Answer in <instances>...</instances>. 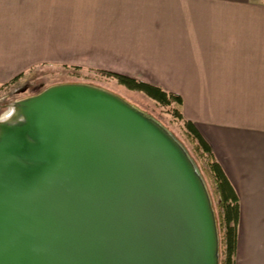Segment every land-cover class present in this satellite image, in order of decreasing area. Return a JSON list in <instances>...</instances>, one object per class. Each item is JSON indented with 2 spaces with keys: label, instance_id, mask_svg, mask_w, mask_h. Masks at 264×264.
I'll list each match as a JSON object with an SVG mask.
<instances>
[{
  "label": "water",
  "instance_id": "95a60500",
  "mask_svg": "<svg viewBox=\"0 0 264 264\" xmlns=\"http://www.w3.org/2000/svg\"><path fill=\"white\" fill-rule=\"evenodd\" d=\"M0 123V264H218L202 180L170 134L84 84Z\"/></svg>",
  "mask_w": 264,
  "mask_h": 264
},
{
  "label": "crops",
  "instance_id": "0c3cea01",
  "mask_svg": "<svg viewBox=\"0 0 264 264\" xmlns=\"http://www.w3.org/2000/svg\"><path fill=\"white\" fill-rule=\"evenodd\" d=\"M38 66L178 95L238 197L234 264H264L263 0H0V86Z\"/></svg>",
  "mask_w": 264,
  "mask_h": 264
},
{
  "label": "rangeland",
  "instance_id": "374dc122",
  "mask_svg": "<svg viewBox=\"0 0 264 264\" xmlns=\"http://www.w3.org/2000/svg\"><path fill=\"white\" fill-rule=\"evenodd\" d=\"M61 84H84L108 91L145 113L165 129L184 151L202 180L218 234L219 195L216 192L215 182L208 167V159L198 148L194 138L187 132L182 121L175 116L174 109H177L176 106H160L143 93L132 91L118 84L114 79L107 78L92 70L38 66L23 75H19L13 82L0 86V118L17 102L35 96L51 86ZM219 258L218 253V262Z\"/></svg>",
  "mask_w": 264,
  "mask_h": 264
},
{
  "label": "trees",
  "instance_id": "16d2710c",
  "mask_svg": "<svg viewBox=\"0 0 264 264\" xmlns=\"http://www.w3.org/2000/svg\"><path fill=\"white\" fill-rule=\"evenodd\" d=\"M80 69L79 67H71ZM104 75L107 78L114 79L118 84L127 87L132 91L143 93L147 98L156 102L160 106H176L174 109L175 116L182 121L187 132L197 142V146L207 156L208 167L212 174L216 186V192L219 195V209L217 215L218 223V253L219 264H234V254L236 248L237 223H238V197L231 183L226 177L223 169L215 160L209 144L204 140L196 129L195 125L186 120L182 114L181 98L160 87L150 85L145 82L107 71H93ZM15 77L9 83L16 80ZM8 83V84H9Z\"/></svg>",
  "mask_w": 264,
  "mask_h": 264
},
{
  "label": "bare ground",
  "instance_id": "6f19581e",
  "mask_svg": "<svg viewBox=\"0 0 264 264\" xmlns=\"http://www.w3.org/2000/svg\"><path fill=\"white\" fill-rule=\"evenodd\" d=\"M22 115L19 108V103H16L0 118V123L16 124L22 121Z\"/></svg>",
  "mask_w": 264,
  "mask_h": 264
}]
</instances>
